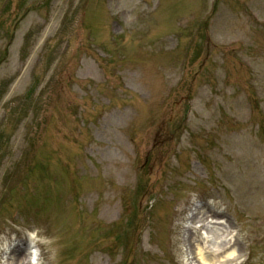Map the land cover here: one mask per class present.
I'll list each match as a JSON object with an SVG mask.
<instances>
[{
    "label": "rangeland",
    "instance_id": "rangeland-1",
    "mask_svg": "<svg viewBox=\"0 0 264 264\" xmlns=\"http://www.w3.org/2000/svg\"><path fill=\"white\" fill-rule=\"evenodd\" d=\"M4 2L6 252L28 234L39 264H198L197 227L235 247L211 264H264V0Z\"/></svg>",
    "mask_w": 264,
    "mask_h": 264
},
{
    "label": "bare ground",
    "instance_id": "bare-ground-1",
    "mask_svg": "<svg viewBox=\"0 0 264 264\" xmlns=\"http://www.w3.org/2000/svg\"><path fill=\"white\" fill-rule=\"evenodd\" d=\"M191 217L192 216H189V221L191 219L194 222L196 219L195 218H191ZM203 239L205 240L206 243L204 242L203 244H195V245H193L194 251H195V256L200 261L198 264H211V263H214L213 262L214 260L219 261L220 259H222V260L224 259L225 260L226 258L231 260L233 258V254H235V252L229 246L230 243H227L228 246L226 244L219 243L220 240H221L220 236H219L218 239L213 240V241H210V238L206 239V237H203ZM210 252L215 253V254H217V252H220L221 254L209 255ZM11 257L12 256H10L8 258L7 264H9V262L11 261ZM217 258H220V259H217ZM193 260H194V258H193ZM3 264H5V263H3ZM10 264H14V263H10Z\"/></svg>",
    "mask_w": 264,
    "mask_h": 264
}]
</instances>
